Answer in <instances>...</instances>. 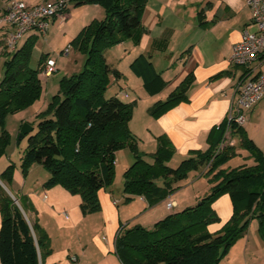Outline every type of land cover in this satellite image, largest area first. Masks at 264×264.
Here are the masks:
<instances>
[{
    "label": "trees",
    "instance_id": "16d2710c",
    "mask_svg": "<svg viewBox=\"0 0 264 264\" xmlns=\"http://www.w3.org/2000/svg\"><path fill=\"white\" fill-rule=\"evenodd\" d=\"M71 1L76 5L98 4L105 15L101 20L93 19L70 41L85 59L78 72L61 77L58 92L46 109L36 114V131L29 134L21 158L22 175H27L31 165H42L49 173L44 188L59 185L78 195L81 213L87 215L100 211L98 191L112 186L115 151L123 146H128L133 157L123 172L125 202L142 196L147 207H152L177 190L189 172L205 169L200 176L207 179L210 192L196 204L166 215L150 228L119 226L114 254L121 264H220L254 218L264 242V153L242 127L231 124V135L239 139V147L250 152L253 165L222 168L236 155L235 145L218 148L227 125L224 120L209 131L205 151L194 152L171 167L167 163L174 151L163 136L157 137L154 152L139 151L129 129L134 102L116 95L103 97L111 83L123 77L107 64L104 50L127 39L138 44L144 32L140 15L146 0ZM35 43L36 37L30 36L14 52L5 54L0 84V156L10 142L4 129L6 116L27 108L42 93L39 75L45 55L37 68L29 66ZM129 68L141 78L148 95L161 92L167 84L149 53L137 55ZM192 81V74H188L166 99L155 101L148 108L150 116L158 118L184 101ZM12 171L10 164L0 173V179L9 182ZM159 179L161 185L156 182ZM225 193L233 202V213L220 231L209 233L207 226L218 220L211 204ZM17 200L23 211L0 186V263L40 264V259L52 251L50 238L39 224L30 199L22 195ZM19 200L25 201L24 206Z\"/></svg>",
    "mask_w": 264,
    "mask_h": 264
},
{
    "label": "crops",
    "instance_id": "0c3cea01",
    "mask_svg": "<svg viewBox=\"0 0 264 264\" xmlns=\"http://www.w3.org/2000/svg\"><path fill=\"white\" fill-rule=\"evenodd\" d=\"M25 1L29 4H36L53 0H39L35 3ZM5 3L6 0H0V10ZM103 15H105L104 10L98 4L80 6L71 1L67 5L64 17L48 19L45 37L48 38L51 34L55 35L56 32H60L59 30H63L69 39L78 34L90 21ZM250 18L251 12L245 0H146L140 15L144 32L138 44H134L130 39H127L104 50L107 64L119 70L123 75L121 79L111 83L110 86H114L115 90L113 95L119 98L122 96L129 100H124L126 102H135V104L143 102L146 109L155 101L166 99L169 93L188 74H192L193 81L187 90V98L158 118L146 117L145 126H142L147 135L145 136L143 133L142 136L149 137L151 142L156 144L158 136H163L168 141L174 151L167 163L169 166L176 164L171 166L176 167L181 160L193 155L194 152L205 151L208 148L207 136L209 131L226 120L227 113L235 99V88L247 72L245 67L235 66L230 62L232 47L240 40L243 30H256V27L251 24ZM7 30L8 27L0 26V40H3ZM38 34L44 33L31 31L26 39L34 36L37 39L36 43L38 42L40 45L41 41L38 39ZM23 38L21 42L26 40H23ZM36 43L33 49L39 57L38 61L42 55H45L44 61L48 58L53 59L42 48L39 49ZM1 47H4L3 41L0 44ZM147 53L151 54L154 68L160 72L162 78L167 82L163 90L155 95H148L145 92L141 78L135 76L130 69L131 73L122 72L119 69L123 60L128 65L137 55ZM66 55H70V50ZM247 116V122L242 126V129L264 153V96L252 106ZM131 131L136 136L138 135L137 131ZM233 139L234 145L237 146L239 139L236 137H233ZM8 145L4 154L0 156V173L10 164L13 165V171L9 182H3L0 179V186L16 200L22 195H26L30 199L36 209L39 224L50 238L52 249L49 255L40 259V264H60V260H56L58 255L57 246L63 243L61 246H65V249L69 252L71 241L63 236L65 239L55 246L51 231L47 224L42 222L41 218L43 214L51 217V214L58 213L59 209L61 211L69 205V202H73L74 197L71 196L78 195H71L59 185L51 188L42 187L49 176L48 171L41 181H36L31 186L28 185V177L34 164L31 165L27 175L23 176L20 162L17 165L13 160L15 159V149L9 150L13 146L12 138H10ZM18 153H20L18 154L19 157L21 151ZM6 158L8 160L5 161ZM146 160L152 162L149 157H146ZM11 161L12 163H10ZM253 164L254 160L250 165ZM222 168L230 167L222 166ZM204 170L193 172L195 173L194 177H200V172L202 173ZM122 195V198L115 197L111 188L98 191L101 209L96 213L86 215L84 220L88 222L97 220L96 222L102 225L104 230L102 231L106 233V236H103L105 243L100 240L99 236L94 237V241L91 242H82L77 237L79 257L75 255L77 257L75 264L84 261L87 246L95 242L98 243L103 253H114L115 235L123 220L119 208V203L125 198V194ZM171 196L170 194L165 200L159 202L160 205L157 204L152 207H147V202L142 196H133L132 199L138 200L139 205L144 208V215L147 214V219L142 220L138 225L150 228L156 221L166 215L193 205L180 207L182 203L180 199L171 198ZM167 201L173 202V208L170 211L167 210L165 205ZM211 207L218 220L210 223L207 230L209 233L214 234L220 231L230 219L233 213V202L230 196L225 193L217 197ZM62 211L68 217L65 210ZM23 213L27 218L25 212ZM29 214L34 216L32 212H29ZM132 225L126 224L127 227ZM106 243H109L108 248ZM233 246H236V248L233 247L230 250L231 252L227 254L229 258L226 255L220 264H234L235 260L232 261L234 257L232 250L234 248L236 250L241 248L240 254H238L240 257L238 264H264V242L258 233L257 219L254 218L249 222L246 233ZM67 256L70 259L71 255L69 253ZM65 263L69 264L67 261Z\"/></svg>",
    "mask_w": 264,
    "mask_h": 264
},
{
    "label": "rangeland",
    "instance_id": "374dc122",
    "mask_svg": "<svg viewBox=\"0 0 264 264\" xmlns=\"http://www.w3.org/2000/svg\"><path fill=\"white\" fill-rule=\"evenodd\" d=\"M27 1L31 3H35L38 2L39 0H27ZM102 17L96 18V20H101ZM59 31L60 32L59 33L56 32L55 35L51 34L48 38L45 37L47 31L44 34H38L39 35L38 39H40L41 44L39 45L38 42L36 44L39 46V49L42 48V50L45 53H48V56L52 57L56 62V71L48 75L45 79H41L42 93L40 98L37 101H35L33 104L28 106L27 108L19 110L13 114H8L5 118L4 129L7 131L9 137L12 138V142L14 146V148L13 146H11L9 150L15 149L16 151L14 155L15 159L13 160L17 163V165L19 164V162L21 163L22 154L24 148L27 145L29 134L34 133L36 131L37 123L39 120L38 118H36V114L46 109L53 95H55L58 92L59 80L61 79V77L64 75L69 76L73 73L78 72V70H80L79 68H81L82 63L85 59V55L83 53L75 51L69 44L70 41L77 34L68 39L67 37L68 35L64 34L63 30H59ZM27 36L28 34L24 36L23 40H25ZM20 42L18 44L19 47L23 43ZM65 48H69L70 50L69 56H67L64 53ZM5 54H6L5 48L1 47L0 48V84L4 76L3 62L4 59L6 58ZM38 58L39 57L37 56V54H35V49H33L29 61V66L31 68H37L39 62ZM120 66L121 67L119 69L122 72H129V73L132 72V71L130 72L129 64L126 65L125 60H123ZM114 91H115L114 86L108 87L103 93V97L109 98L110 96L113 95ZM120 98L123 101L127 100L122 96H120ZM148 116H150V114L148 113V109H146L143 102H139L137 104H135L134 102L132 116L131 119L129 120L131 129L130 127L129 129L133 130L134 132L135 131L138 132V135L136 136L131 131L132 135L136 139L139 151L152 153L156 150V144L154 142H151L149 140V137L142 136L143 133L145 134V136H147L144 128L142 129V126H145L144 125L145 118ZM25 123L33 127V130L29 134L20 137V129L22 125ZM19 151H21V155H20L21 157L20 156L18 157V154H20L18 153ZM6 160L8 159L6 158L5 161ZM115 160L116 161L114 167L115 170L114 181L110 188L112 189V192L115 197L122 198L123 172L133 162V157L128 146H123L115 151ZM253 160L254 159L251 157L250 152L247 149L241 148L239 147V145H237L236 155L231 157L227 162H225V164H223V167L233 168L244 164L250 165L253 163ZM10 163H12V161ZM175 165L176 164L171 166H175ZM46 174H47V170L42 165L34 164L33 168L30 171L27 184L31 186L34 184V182L39 180L41 181L43 176H46ZM194 175L195 173L189 172L187 178L180 183V187L171 194L172 195L171 198L180 199V201L182 202L180 204V207L183 205L185 206L192 204L194 205L201 198H203L210 192V186L207 179L204 176L194 177ZM160 181L161 180L159 179L156 182L160 183ZM161 183L159 185H161ZM71 197H74L73 202H69V205H67L64 209H62L65 210L68 217L65 216V214L62 213L63 211L62 210L60 211L59 209L58 213L51 214V217H49L46 214H43L41 218L42 222H45V224H47V227L51 231V235L53 237L55 246L58 243H60L62 240H64L66 237L71 241V243L69 244L70 245L69 252L67 251V249H65L66 248L65 246H61L63 245V243L57 246L58 255L56 260H60L61 262L60 264H66L65 261H67L69 264H75L73 261L69 259L67 254L69 253L70 255H76L77 257H79V253H78L79 247L77 244V237L80 238L82 242H91L92 240L94 241L93 239L94 237L99 236L100 240L103 243H105L103 236H106V233L103 232L104 230L102 228V225L98 224V222H96L97 220L96 221L93 220L89 222L87 220H84L86 215H83L81 213L79 206L80 203L79 197L78 196H71ZM20 202L24 206L25 201L22 200ZM157 204H155L154 206H156ZM119 208L121 210L122 219H123L121 221L122 225L133 224L132 226H134L135 224H140L142 220L147 219V214L146 216L144 215L143 213L144 208L139 205L138 200L132 199L129 202H125L124 200H121V202L119 203ZM63 236H65V238H63ZM106 245L108 248L109 243H106ZM233 247L236 248V246H231L228 253L231 252L230 250ZM235 248L234 250H232L234 255L232 261L235 260L234 264H238L240 258L238 254H240L241 248H238L237 250ZM83 262H81L80 264H85V263L86 264H120V261L113 252L103 253V251L100 250L98 243L96 242L89 244L87 246L86 257L84 258Z\"/></svg>",
    "mask_w": 264,
    "mask_h": 264
},
{
    "label": "built area",
    "instance_id": "2783aa9c",
    "mask_svg": "<svg viewBox=\"0 0 264 264\" xmlns=\"http://www.w3.org/2000/svg\"><path fill=\"white\" fill-rule=\"evenodd\" d=\"M251 12V24L255 31L243 30L240 40L232 47L230 62L247 69L246 74L235 88V99L227 113V125L219 143L221 149L225 145H234L231 135V124L242 127L248 119V111L264 96V0H245ZM69 0H53L29 4L25 0H6L0 10V26L8 27L4 34L3 45L7 52L12 53L18 48L21 39L31 31L45 33L48 19L64 17ZM65 54L69 48H65ZM56 70L55 60L44 61L40 79H45ZM167 210L173 208V202H166ZM73 262L77 261L71 255Z\"/></svg>",
    "mask_w": 264,
    "mask_h": 264
},
{
    "label": "water",
    "instance_id": "95a60500",
    "mask_svg": "<svg viewBox=\"0 0 264 264\" xmlns=\"http://www.w3.org/2000/svg\"><path fill=\"white\" fill-rule=\"evenodd\" d=\"M33 130V127H31L30 125H28L27 123L23 124L21 129H20V137L25 136L26 134H29L31 131ZM12 199L14 200V202L17 204V206L22 210V208L20 207L19 203L17 202V200L12 196ZM23 211V210H22ZM24 214V213H23Z\"/></svg>",
    "mask_w": 264,
    "mask_h": 264
}]
</instances>
